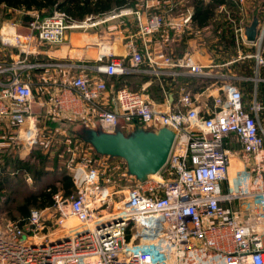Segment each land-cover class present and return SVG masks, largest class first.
<instances>
[{
    "label": "built area",
    "instance_id": "built-area-1",
    "mask_svg": "<svg viewBox=\"0 0 264 264\" xmlns=\"http://www.w3.org/2000/svg\"><path fill=\"white\" fill-rule=\"evenodd\" d=\"M233 1L240 16L231 21L236 45L239 52L248 49L240 58L255 63L247 102L234 77L217 73L216 64L193 63L188 54L153 45V36L169 24L177 33L192 31V8L183 0H140L137 10L105 17L136 16L141 42L129 41V64L110 58L97 70L107 77L144 76L147 82L137 90L115 89L78 74L60 85L53 103L81 116L82 101L105 132L169 128L175 140L167 164L141 182L128 174L123 159L99 155L84 144L66 164L73 194L56 193L54 205L33 209L22 227L0 221V264H264V103L257 93L264 82V21L249 41L247 11L254 0ZM218 12L232 20L226 6ZM104 21L71 22L54 12L28 25L0 23V47L22 55L0 67V123L17 130L31 113L34 85L19 72L43 66L37 62L38 44L60 45L69 29L87 30ZM30 58L34 62L27 64ZM186 77L201 79L200 93L191 80L179 83L174 93L164 91L175 98L172 106L153 99L152 83L163 88L167 80L171 86ZM40 133L30 126L21 138L16 135L21 156L29 154Z\"/></svg>",
    "mask_w": 264,
    "mask_h": 264
},
{
    "label": "crops",
    "instance_id": "crops-1",
    "mask_svg": "<svg viewBox=\"0 0 264 264\" xmlns=\"http://www.w3.org/2000/svg\"><path fill=\"white\" fill-rule=\"evenodd\" d=\"M204 1L210 2L211 0ZM226 1L227 5L222 6H226L231 11L230 15L232 20H229L226 13L224 14L218 12V9L221 6L216 10L215 19L223 15L224 18L230 22L233 20L238 21L240 16L237 3H235L233 0ZM190 4L191 0H183L182 2L184 7L192 8L193 12V7L189 6ZM248 4L251 6V10L249 9L247 11L251 21L253 22L256 18L258 23L259 21L263 23L264 11L260 12V8L261 5H264V0H254L253 2L250 1ZM138 6H140V0H138L136 7L131 9L137 10ZM114 12L115 11L105 16L95 18V20L104 19L105 21L94 28L87 30L69 29L66 32L65 41L60 45L48 46L41 43L38 44L37 51L39 55L37 57V62L43 66L34 69L20 67L22 69H20L19 72L24 80H31L32 84L34 85L35 96L30 101L31 113L26 117L24 123L17 130L13 126H9V124L4 122L0 123V154H3L4 151L7 150L13 149L15 151V147H20L16 141V135L18 134L19 138H21L22 133L30 126H35L40 132H43L46 127H49L48 125L56 128L58 125V122L56 121L58 119V121H61L60 123L63 124L69 123L70 125H82L83 127L96 129L99 128L98 122L94 120L93 113L89 109L85 108V105L82 101L78 102V110L82 113V115L79 116L71 112L68 113L59 110L58 107L54 105L53 100L54 95L58 94L60 91V85H66L70 83L72 78L78 74H84L90 79L98 78L105 80L108 86H112V79L97 70L110 58H118L124 60L125 64H129L131 57L128 50L129 41L134 38L137 41V44H140L141 42L139 37L136 36L138 31L137 19L134 15L115 17L108 20L105 19V17H108ZM179 12L180 11L176 12L175 14L179 15ZM15 13L19 14V17L21 16L20 12ZM10 14L4 15L6 17L0 16V23L20 22L21 19H18V21H16L17 19H9L8 15ZM31 15L37 16L36 13H31ZM132 21L134 22L135 29L130 31L127 22ZM164 32L161 31L153 36V45H161L164 51L167 52V41L164 37L166 36L168 39L169 37ZM198 32L200 31L195 30L194 28L191 32H182V35L185 37L182 43L184 46V51L179 53L180 55L188 54L193 63H200L202 65L214 63L217 65V73L231 75L234 77L235 81H246L252 78L237 76L238 74L236 72L237 67L235 64L241 60H245L241 59L240 57H242L243 54L248 51L247 48H244L242 52L240 51V54L236 45L232 51H234L236 55L238 54V56L231 55V53L230 55H223V52L216 50L218 47L216 46V43L219 41V39H215V41L212 42L211 47L205 42V44H198ZM193 33H195V36L193 38H188ZM178 45H180V43ZM21 56V52L18 49L13 48L5 50L0 47V67L11 62L15 63ZM28 61L34 62V60L31 58L26 61L27 64L29 63ZM2 77L4 78V76ZM5 78L7 79L8 76H5ZM134 80L136 82L137 89L147 82L144 76H137ZM191 80L195 81V83L192 85L193 88H195L194 92L200 93L201 89L199 88L202 85L199 81L201 79L197 80L194 77H186L182 80H177L176 83L171 86H169V84L173 82L167 80V87L163 86V88L157 82H154L149 87V91L153 92V90H157L160 96L159 102H168L169 105L172 106L175 102V98L164 94V91L167 93H174L175 90L173 88H176L179 83L181 84ZM212 81L213 80H208L206 84L210 85ZM36 95H38V97H36ZM204 95V101H208L209 104H211V99L208 98L206 94ZM19 156L21 159H24L26 155L21 156L19 154Z\"/></svg>",
    "mask_w": 264,
    "mask_h": 264
},
{
    "label": "trees",
    "instance_id": "trees-1",
    "mask_svg": "<svg viewBox=\"0 0 264 264\" xmlns=\"http://www.w3.org/2000/svg\"><path fill=\"white\" fill-rule=\"evenodd\" d=\"M138 0H0V13L3 15L20 12V22L23 25H28L30 22L39 17L43 19L45 17L53 15L54 12L64 13L71 22H83L88 17L99 18L110 14L113 11H119L124 8H135ZM227 5L226 0H211L205 2L204 0H191L189 6L193 7L192 26L195 30L201 31L213 28L215 24L223 26L226 24L227 33L221 36V42H217L216 50L223 52V55H236L232 49L236 46V41L233 32L232 22L226 20L223 15L215 19V13L218 7ZM264 11V5H261L260 12ZM31 13H36L37 16H32ZM9 16V15H8ZM18 19L16 21H18ZM256 19V18H255ZM223 24V25H222ZM226 44H224V40ZM174 50V54L183 52V45H177ZM254 63L253 60L245 59L235 64L237 67V74L242 77L251 78L254 76ZM260 76L264 78V68L261 69ZM137 77L135 74L112 76V83L115 89L122 87H128L134 90L130 86V83H134V79ZM148 80V78H145ZM129 84V85H128ZM243 94L244 101H250L253 93L254 84L249 79L241 81L239 86ZM258 100L264 103V82L258 84L257 88ZM77 141L83 142L78 135ZM15 151L7 150L3 154H0V193L2 190H9L16 179L20 178V175L30 176L35 181H41L47 172L43 170L38 171L39 166H44L45 161L49 154L48 151L44 154L41 149L36 150L34 148L30 155L26 159H21L20 147H15ZM39 165V166H38ZM38 166V168H36ZM58 179H54L53 183L44 186L42 191L39 189H29L27 194L23 197L22 201L14 206V210L10 211V221L16 223L22 227L30 217V213L33 209L44 210L54 205L53 196L62 192L63 197H68L75 192L74 185L71 177L67 172H61ZM61 185V187H59ZM16 199L10 198L9 202H13ZM8 201V200H7ZM7 201H0V213L6 208ZM17 201V200H16Z\"/></svg>",
    "mask_w": 264,
    "mask_h": 264
},
{
    "label": "rangeland",
    "instance_id": "rangeland-1",
    "mask_svg": "<svg viewBox=\"0 0 264 264\" xmlns=\"http://www.w3.org/2000/svg\"><path fill=\"white\" fill-rule=\"evenodd\" d=\"M2 17L4 16L2 13L0 14ZM9 19L11 20H16L19 18V14L17 13H11L9 16ZM169 23V22H168ZM129 26V30L133 31L135 29L134 22H127ZM170 25V24H169ZM167 25L163 32L169 37V39L165 36L166 42V49L168 53L175 52L174 48L176 49L179 43H183L184 41V35L183 33H177L175 32L172 27ZM223 25V24H222ZM224 24L223 26L215 24L213 28L209 27L208 29H205L204 31L198 32V44L199 43H206L208 46H212V42L215 41V39H219V42H221V36H224L227 32V28ZM98 26V25H97ZM75 30H83V29H75ZM195 33L191 34L188 38L194 37ZM183 38V39H182ZM224 40V39H223ZM162 42V41H161ZM204 43V44H205ZM226 44V41L224 40L223 42ZM238 56V54L236 55ZM241 62V61H240ZM238 72V71H236ZM237 75V74H236ZM239 76V75H237ZM198 82V81H197ZM236 83L240 86L241 81L236 80ZM129 85V84H128ZM130 86L135 88L137 90V85L134 80V83H130ZM131 89V88H130ZM153 99L160 101V96L157 90L150 91ZM40 95V94H39ZM38 97V95H36ZM58 125L56 128L51 127H46V129L40 133L38 137V141L36 144H34L33 148L31 149V152L34 148H37L36 150L41 149L43 153L45 154L46 151H48L49 158L47 156L45 165L44 166H39V170H43V172H47L44 176V178L37 182L34 179H32L30 176H23L20 175L19 179H16V183L11 186L9 190L4 189L0 193V201L5 202L7 201L6 208L3 209V211L0 213V221L1 222H6L10 221L9 215L10 211L14 210V206H16L19 202L22 201L23 197L27 194L29 189H34L37 190L39 189L42 191L44 186L47 184L53 183L54 179H58L61 172L65 171L68 174L66 164L68 160L70 159L72 152H75L77 155L80 153V150L84 148V144L82 142L77 141V136L79 135L78 133L81 131L83 128L82 125H70L69 123L63 124L60 123L61 121H57ZM71 126V127H70ZM30 155V152L28 155L24 157V159L28 158ZM38 166L36 168H38ZM61 187V185H59ZM10 198L16 199L13 202H9ZM237 208H240V205L237 204ZM70 224H72L75 227H79V222L75 219L70 220Z\"/></svg>",
    "mask_w": 264,
    "mask_h": 264
},
{
    "label": "water",
    "instance_id": "water-1",
    "mask_svg": "<svg viewBox=\"0 0 264 264\" xmlns=\"http://www.w3.org/2000/svg\"><path fill=\"white\" fill-rule=\"evenodd\" d=\"M257 26L258 20L255 19L247 28L249 41L255 40ZM78 134L97 154L123 159L128 174L141 182L157 174L167 164L175 140V133L169 128L156 132L139 128L126 134L119 128L105 132L99 128L83 127Z\"/></svg>",
    "mask_w": 264,
    "mask_h": 264
}]
</instances>
